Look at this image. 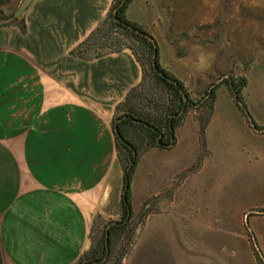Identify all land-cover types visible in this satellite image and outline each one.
<instances>
[{"label": "crops", "instance_id": "0c3cea01", "mask_svg": "<svg viewBox=\"0 0 264 264\" xmlns=\"http://www.w3.org/2000/svg\"><path fill=\"white\" fill-rule=\"evenodd\" d=\"M112 2L31 0L24 33L0 30V264H76L90 249L96 217L110 204L119 214L112 121L142 70L129 50L91 61L71 56ZM240 115L250 136L262 134ZM194 116H186L193 132ZM225 127L214 106L205 139L220 177L230 166Z\"/></svg>", "mask_w": 264, "mask_h": 264}, {"label": "rangeland", "instance_id": "374dc122", "mask_svg": "<svg viewBox=\"0 0 264 264\" xmlns=\"http://www.w3.org/2000/svg\"><path fill=\"white\" fill-rule=\"evenodd\" d=\"M30 1L0 0V30L20 29ZM126 16L154 38L162 67L191 100L204 103L216 89L230 166L225 162L220 177L213 167L218 156L206 139L200 145L189 117L175 147L146 152L131 184L134 234L121 264H257L252 246L264 259V132L248 134L225 82L246 79L243 102L264 128V0H133ZM189 113L196 120L198 113ZM116 212L110 204L96 217L90 239L119 219Z\"/></svg>", "mask_w": 264, "mask_h": 264}, {"label": "trees", "instance_id": "16d2710c", "mask_svg": "<svg viewBox=\"0 0 264 264\" xmlns=\"http://www.w3.org/2000/svg\"><path fill=\"white\" fill-rule=\"evenodd\" d=\"M132 2L113 0L105 19L71 52L73 57L91 61L129 50L142 70L140 84L116 106L112 121L116 154L122 170L119 219L107 225L99 238L90 239V249L76 264H121L127 254L130 237L134 234L131 184L139 160L151 149L169 150L175 147V131L191 110L198 113L199 140L205 148V131L214 111L216 89L206 94L204 103L195 102L184 84L162 67L154 38L126 16ZM20 30L25 32L24 23ZM225 83L250 128L264 132V128L254 124L243 102L246 79ZM203 107L207 108V112L201 116L199 111ZM145 217L141 213L139 220ZM252 249L256 263L264 264V259L254 246Z\"/></svg>", "mask_w": 264, "mask_h": 264}]
</instances>
